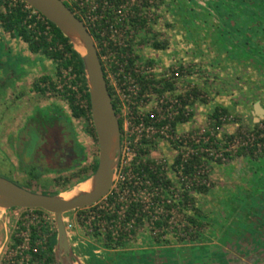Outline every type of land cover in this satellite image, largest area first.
<instances>
[{
	"label": "rangeland",
	"instance_id": "1",
	"mask_svg": "<svg viewBox=\"0 0 264 264\" xmlns=\"http://www.w3.org/2000/svg\"><path fill=\"white\" fill-rule=\"evenodd\" d=\"M67 1L88 24L90 5L86 4L89 1L84 2L82 7L73 0ZM120 2L124 4V24H121L113 38L118 45L126 44L131 48L135 60L140 62L139 68L143 75L148 76L147 87L136 99H126L122 95L120 83L113 84L115 94L119 97L118 117L121 122L125 119L129 121L130 113L135 115L159 110L161 114L164 107L160 100L162 95L178 97L186 93L190 113L176 122V130L182 132L189 129L197 135L200 129H204V134L200 135L206 137V147L214 152L226 149L223 158H215L208 153L202 155L205 158L201 169L204 170L207 190L196 188L197 181L191 178L190 201L185 202L183 210L180 206L176 213L178 222L182 221L183 216L189 219L191 214H195L200 224L192 225L189 219L190 230L182 229L181 226L169 227L155 234L152 227L144 222L134 228L123 245L106 247V251L118 254L120 264H211L214 259H219L220 264L229 252V247L235 250L242 248L240 242L245 235L250 243L264 241V227L257 225L261 221L264 224V152L257 148L252 153L247 149L240 150L242 142H249L246 135L239 137L238 142L229 137V134L255 129L259 123L264 126V117L255 121L252 112L255 100L259 99L264 105V28H257L261 18H254L247 11L249 8L255 10L258 2L118 0L109 8L111 14L117 13L112 9H116V4ZM132 18H137L136 26L131 24ZM115 20L118 21L117 17ZM18 37L0 26V60L4 56L8 57L7 61L1 62L4 69L12 74L4 85L0 83V93L3 86L9 84L5 98L14 105L4 107L5 101H0V125L12 120L13 116L17 123L22 113H30L33 135L34 127L38 126L41 118L67 123V117H70L77 127L79 139L86 147V157L80 164L82 166L52 172L48 178L40 172L37 177L18 180L5 172L7 163L2 160L0 153V175H8V179L28 189L45 193L57 189L61 191L60 194L68 195L70 190L84 181L78 179L79 175L90 172L91 161L95 162L98 157V142L84 133L86 120L83 118H89L87 115L78 118L70 115V108L62 93L66 84L71 88L74 86L68 82L69 76L65 69H62V75L67 76L66 80L62 79L61 73H56L55 62L44 54L32 51L29 57L20 52L14 53L12 45L15 43L14 38ZM154 38L163 42L164 46L155 47L152 44ZM112 53L111 48H108L103 56L106 63L112 61ZM175 71H178V75ZM13 75L16 78L12 80ZM49 81L54 83L59 92L50 87ZM166 81L171 82L170 87L165 84ZM34 82L45 86V91L36 89ZM216 106L226 108L225 111L219 109L217 117L212 115ZM13 108H16L15 111ZM146 143L149 149L144 157L163 159L161 164L165 165V175H170L175 186L181 188V180L173 163L175 144L162 135H154ZM119 154L121 159L128 161L132 153L122 157L119 145L114 177L122 179ZM78 213L79 209L75 208L62 214L72 222L73 234L67 233L69 246L72 247L78 241H92L97 249L103 248V235L99 234L95 238L88 232ZM36 214L41 219L47 217L51 221L54 217L52 212L44 209L36 211L27 207L0 206V264H8L7 256L13 247V235L21 237L22 232L27 233V225L30 228V225L40 223ZM19 221L25 225L24 228L19 227ZM257 232L262 235H256ZM54 234L55 257L49 264H61L57 232ZM126 247L133 250L120 251ZM75 257L71 249V261L65 259L66 264H76ZM33 261L32 264H42L39 259L33 258Z\"/></svg>",
	"mask_w": 264,
	"mask_h": 264
},
{
	"label": "built area",
	"instance_id": "2",
	"mask_svg": "<svg viewBox=\"0 0 264 264\" xmlns=\"http://www.w3.org/2000/svg\"><path fill=\"white\" fill-rule=\"evenodd\" d=\"M73 1L81 7L84 2L86 3L89 1V3L86 4L87 6L90 5L88 25L95 32L101 35H107L115 42L113 36L119 31L121 24H124V17H122V12H124L122 8L124 4L121 2L116 4L117 8L114 9L113 7L112 11L117 13L112 14V17L109 18V16H107L108 13H111L109 8L112 7V4L114 6V2L118 0ZM7 2L9 6L20 5L22 10L27 11L28 17L35 15L38 20H44V15L25 0H7ZM115 17H117L118 21L115 20ZM101 21H103V23ZM84 23L87 24L85 21ZM28 25L30 26L32 24ZM139 63V61L135 60L132 69L124 70L123 72V80H121L120 85L122 95L126 99H136L140 97L143 92L140 90L141 85L137 78L143 75V71L139 68ZM121 70H123L122 66ZM65 73H67L69 77L73 76L71 67L65 69ZM133 73H136V75H133ZM175 74L178 75V71H175ZM144 77L147 78L148 76L144 75ZM160 100L162 106H164L161 114L159 110L140 114L135 113V115L130 113L129 121L125 119V121L122 122V128L120 129V151H122V157L124 154L127 155L130 152L132 154L129 156L128 161L121 159V155L119 154V160L121 162L120 167L123 170L121 175L122 179H117L113 176L112 184L106 194L91 205L77 208L80 212L78 213V217L82 222H85L88 232L92 233L95 227H97L96 229L101 231V235H104L107 229H112V237L114 239L121 234L123 239L126 240L127 237L131 235L132 230L144 222L152 227V232L155 234L169 227L174 228L181 226L182 229L185 228L190 230L188 217L183 216L180 222H178V218L176 217V213L179 211L180 206H182L183 210L185 202L188 203V201H190V179H196L198 185H206V178L203 175L204 170L203 168L201 169L205 158L202 155L208 153L215 158H223L226 148L214 152L210 150L209 147H206V137L200 135L204 134V129H200L197 135L191 133L189 129L182 132L176 130L175 124L178 120L175 124L172 123L175 116L182 114L183 119L190 113V109L187 107L186 103V93L179 94L178 97L177 95L174 97L162 95ZM118 115L119 113L117 116ZM134 123H136L135 126H133ZM154 135H162L175 144L174 149L176 155L173 163L176 172L179 174L178 177L181 180V188L175 186L170 175H165V165L161 164L164 161L163 159L157 160L150 156L144 157V154H147V150L149 149L146 141H149ZM245 135L248 137L249 142L245 143L244 141L241 143V146H254L257 149H262L264 147V139H262V137H264V126L260 123L259 127L256 126L255 129L242 131L241 133L233 135L231 138L238 142L239 137ZM201 138L202 142H200ZM190 145L193 146L190 148ZM192 154L198 155L201 159L198 164L193 166L192 171L186 172L184 171V164ZM177 156H179L178 163L175 162ZM147 159L150 160L149 169L156 174L155 178H152L148 173L143 171L142 167L135 169V164L143 163ZM99 202L103 203L101 204ZM131 204H135V208L131 215L127 217V210ZM101 209L105 212H113L114 216L106 219L102 216L103 212H101ZM35 216L38 217L37 221H40L37 226L38 237L33 244L30 236L31 229L29 225H27V233L24 234L22 232L21 237H19L20 241L16 244L13 243L12 250L9 251L7 256L8 264L34 263L32 251L37 250L38 246L45 250L48 238L57 232L54 217L51 221L46 219L47 217L41 219V216L38 214ZM62 218L66 232L72 233L71 220L66 216H62ZM158 221H161V225L157 224ZM39 260L43 262L45 259L42 258Z\"/></svg>",
	"mask_w": 264,
	"mask_h": 264
},
{
	"label": "trees",
	"instance_id": "3",
	"mask_svg": "<svg viewBox=\"0 0 264 264\" xmlns=\"http://www.w3.org/2000/svg\"><path fill=\"white\" fill-rule=\"evenodd\" d=\"M66 5H68L74 13L81 18L80 14L75 10L74 6L69 3L67 0H63ZM245 0H240V3H244ZM258 2V5L256 6V9H248L247 11L254 16V18H261L260 22L257 25V28H264V0H256ZM7 0H0V26L5 31L9 32L12 35H19L21 39H23L29 49L33 52H40L44 54L45 56L51 58L56 65V73L60 75L62 79L67 78L66 75H62V69H67L71 67V73H73V76L69 77L68 82L70 85H73L74 88H71L67 84L63 88L62 96L66 100L70 112L75 117H80L82 115H87L90 117V100H89V90H88V83L86 78V73L84 69V62L81 56V53L74 47V44L70 40V38L64 34L59 27H57L52 21H50L48 18L43 16L44 20H38L35 15H32L28 17L27 11H24L21 9L20 5H13L9 6L7 5ZM261 15V16H260ZM107 16L109 18L112 17L111 13H108ZM82 19V18H81ZM103 23V21H101ZM138 23L137 18L131 19V24L133 26H136ZM32 24V25H28ZM142 24V23H141ZM87 25V28L91 32L94 41L96 43V47L102 62V67L104 69V59L103 55L107 52L108 48H111L112 54H113V67L112 69L115 71H119V66L123 67V70L120 71L119 74V80H123V72L124 70H131L135 61V55L131 53V48L128 45H118V43L110 39L107 35H101L97 32H95L91 27ZM152 44L155 47H163L164 43L153 39ZM133 75H136V73H133ZM139 80V83L141 85V91H143L148 84V80L144 77V75H140L137 77ZM50 87L54 91H58V89L55 88V85L52 81H49ZM168 87L171 86L170 81H166ZM36 89H38L40 92L45 91V86L38 84L37 82H34L33 84ZM108 90L111 94V99L113 106L115 108V112L119 113V99L118 96L115 95L114 88L111 84H108ZM219 109L222 111H225V107L216 106L214 111L212 112V115L216 116L219 113ZM119 118V117H118ZM182 119V114L176 115L173 119L172 123L175 124L177 120ZM119 127L122 128V122L119 118ZM257 125V122H255V126ZM234 134H229V137H233ZM264 139V137H262ZM247 149L250 153H252L256 148L254 146L251 147H245L241 146L240 150ZM264 152V147L261 149ZM180 156V155H179ZM179 156L176 157L175 162H179ZM200 157L198 155L192 154L191 157L185 162L184 164V171H192L193 166L195 164H198L200 161ZM149 163L150 160L147 159L145 162H141L139 164H135V169H139L140 167L143 168V171L149 174L152 178L156 177V174L152 172V170L149 169ZM97 166V159L92 164L90 172L85 173L83 175H79V180H85L88 178L90 173H93ZM40 172L33 169L31 171V177H37ZM59 176L57 177V181H59ZM81 181V182H82ZM196 188H199L201 191H206L207 186L205 185H198ZM42 192V191H41ZM59 191L57 189L52 190L50 193H58ZM191 199V198H190ZM192 200V199H191ZM16 207V206H14ZM135 208V204H131L129 209L127 210V217L131 215ZM36 211H42V208H33ZM101 212H103L102 216H104L106 219L111 218V216H114V213L109 211H104L101 209ZM101 216V217H102ZM197 215L191 214L189 216V219L193 224L198 225L200 224L199 219L196 217ZM98 219V218H97ZM138 220V218H137ZM158 225H161V221L157 222ZM39 225V223H38ZM38 225H30L31 232V240L34 244L35 239L38 237L37 235V229ZM19 227L24 228L25 225L21 221H19ZM95 227L94 231L92 232V235L95 236V238L99 237V234H101V231L96 229ZM133 231V230H132ZM258 233V234H257ZM256 235L261 236L262 234L260 232H257ZM244 236V235H243ZM259 238V237H258ZM264 238V237H262ZM13 243H18L20 241V238L16 235H13ZM248 239L247 235L242 239L244 240ZM102 245L103 248L97 249V245L94 242L87 241L85 243L83 242H77L76 244L72 245V253L74 255H80L83 258L84 264H120L119 256L116 253H111L106 251V247L114 248L120 245L124 244V239L121 234L117 236L116 239L112 237V229H107L106 233L102 237ZM56 242L55 234H52L47 241L46 249H42L40 246L37 247V250L32 251V258H38L45 260L42 262V264H49L54 260L55 257V251L53 250V247ZM247 243L251 244L253 247H255V250L257 251H264V241H256V243H250L247 241ZM259 247V248H257ZM239 251L245 252V248L240 249ZM225 255V254H224ZM226 258V260H225ZM220 262V264H230V261L232 260L231 257L225 256ZM255 260V259H254ZM260 260V258H258ZM219 259H214L211 264H218ZM233 263V262H232ZM161 264V263H159ZM177 264V263H174Z\"/></svg>",
	"mask_w": 264,
	"mask_h": 264
},
{
	"label": "water",
	"instance_id": "4",
	"mask_svg": "<svg viewBox=\"0 0 264 264\" xmlns=\"http://www.w3.org/2000/svg\"><path fill=\"white\" fill-rule=\"evenodd\" d=\"M52 21L72 41L70 34L84 42L81 53L86 73L90 114L98 141L97 166L93 173L96 185L88 191H77L65 198L58 193H45L18 185L0 175V206L42 208L54 214L57 228L58 258L61 264L71 261L68 235L62 214L65 211L93 204L109 190L118 160L120 127L104 76L102 62L94 38L84 21L63 0H25ZM73 43V41H72ZM254 120L264 117V105L257 99L252 104ZM113 143V146L110 147ZM88 176V177H89ZM66 259V260H65Z\"/></svg>",
	"mask_w": 264,
	"mask_h": 264
},
{
	"label": "flooded vegetation",
	"instance_id": "5",
	"mask_svg": "<svg viewBox=\"0 0 264 264\" xmlns=\"http://www.w3.org/2000/svg\"><path fill=\"white\" fill-rule=\"evenodd\" d=\"M103 61V70L107 86L111 84L114 88L113 84L121 82L118 77L121 66H119V71H114L112 69L113 61L108 63H106V59ZM0 83L4 85L6 81L3 82L0 80ZM9 87V84L5 87L3 86L2 93H0L2 94L0 98L1 103L3 100L5 101L3 103L4 107L14 106L12 101L7 100V97L5 98V95H7L6 88ZM15 109L13 108V111ZM0 114H2V111ZM70 115L73 116L71 113ZM14 119L16 117L13 116L12 120H6V123L0 125V153L2 160L7 163L5 172L8 175L18 180H26L31 176V171L34 169L44 173V177L48 178L47 176H52L50 175L52 172L62 171L65 168L71 169L78 165L82 166L80 164L86 157V147L83 141L79 139L77 127L70 117H67V123L63 121L56 122V120L49 121L48 118H41L38 120V126L36 127L35 125L34 127L33 135L31 132L30 113H22L17 123ZM83 119L86 120L84 133L92 140H97L91 114L89 118ZM91 162L90 167L94 163L93 161ZM8 175L7 177L9 178ZM240 245L242 246L241 249L245 248V252L229 247V252L226 253V256L232 258V264H264V251H256L255 247L247 243L246 239L241 240ZM78 258L83 262L80 256Z\"/></svg>",
	"mask_w": 264,
	"mask_h": 264
},
{
	"label": "crops",
	"instance_id": "6",
	"mask_svg": "<svg viewBox=\"0 0 264 264\" xmlns=\"http://www.w3.org/2000/svg\"><path fill=\"white\" fill-rule=\"evenodd\" d=\"M7 32V31H6ZM6 35V34H5ZM12 35V34H11ZM15 39V43H13V45H12V47H13V51H14V53H17V52H20L23 56H29V57H31L32 56V51L29 49V47H28V45H27V43L23 40V39H21L20 37H18L17 39L16 38H14ZM38 53V52H37ZM7 59H8V57L7 56H4L3 58H1V60H0V80H2L3 82H5V81H7V79H8V77H10V75H12L8 70H5L4 69V67H3V65H2V62L1 61H7ZM16 78V75H13V78H12V80L13 79H15ZM0 96H2V94H0ZM7 95H5V97H6ZM1 98V97H0ZM57 104H59V103H54V105H57ZM255 162V161H254ZM258 226H262V227H264V224L262 223V221H261V223H259V224H257ZM157 244V243H156ZM128 250H133V249H131V247H126V248H124V249H122V250H120V251H128ZM119 251V252H120ZM109 252V251H108ZM80 255H78V256H76L75 257V262H76V264H84V262H81V260H79V257ZM81 257V256H80ZM81 259H82V261H83V258L81 257Z\"/></svg>",
	"mask_w": 264,
	"mask_h": 264
},
{
	"label": "bare ground",
	"instance_id": "7",
	"mask_svg": "<svg viewBox=\"0 0 264 264\" xmlns=\"http://www.w3.org/2000/svg\"><path fill=\"white\" fill-rule=\"evenodd\" d=\"M70 37L73 41L74 46L81 52L85 51L84 42L81 38L77 37L76 35L70 34ZM113 146V143L110 147ZM96 185V179L94 176H89L86 178L82 183L78 184L74 190H70L68 195L60 194L65 198L72 197L77 191H88L91 190Z\"/></svg>",
	"mask_w": 264,
	"mask_h": 264
}]
</instances>
